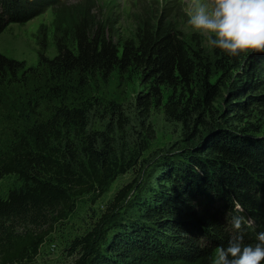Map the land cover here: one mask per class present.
Here are the masks:
<instances>
[{
    "label": "trees",
    "instance_id": "1",
    "mask_svg": "<svg viewBox=\"0 0 264 264\" xmlns=\"http://www.w3.org/2000/svg\"><path fill=\"white\" fill-rule=\"evenodd\" d=\"M59 1L0 0V34ZM74 17L55 26V55L28 75L40 97L20 109L0 150V180L18 179L0 197V264H31L45 227L76 198L104 195L131 170L154 138L148 111L164 92L165 120L179 124L183 148L166 155L137 194L130 196L131 186L115 194L117 207L129 199L123 215L111 234H98L93 244L80 240L77 264H211L214 249L234 234L232 215L254 221L242 231L244 243H257L264 233V124L235 128L227 117L245 121L241 115L251 110L254 121L264 117V54L230 58L197 33L185 38L166 8L156 20L143 16L126 37H113L107 22L90 26V18ZM20 71L0 54V78ZM128 73L146 89L128 106L95 96L97 80ZM222 97L230 101L218 115ZM233 200L243 212L234 211Z\"/></svg>",
    "mask_w": 264,
    "mask_h": 264
},
{
    "label": "rangeland",
    "instance_id": "2",
    "mask_svg": "<svg viewBox=\"0 0 264 264\" xmlns=\"http://www.w3.org/2000/svg\"><path fill=\"white\" fill-rule=\"evenodd\" d=\"M165 8L171 9L173 22L178 25L183 37L187 38L195 33L187 25V19L192 11V0H60L58 4L46 9L32 20L8 25L0 34V54L15 60L21 71L15 77L0 78V150L8 142L9 136L11 137L20 109H23L29 100L34 102L40 97L38 93L40 85L28 75L43 68L41 63L43 58L55 55L52 35L58 22L69 17L85 16L91 19L90 26H94L98 21L101 23L104 21L110 26L109 29H112L108 32L113 37H126L143 16L156 20ZM204 42H207L206 37ZM39 75L35 74V78ZM213 81L215 82V79ZM94 90L95 96L102 102L108 103L110 100L125 106H128L136 95L146 91L134 73H128L123 79L114 75L107 83L97 80ZM164 96L165 92L161 104L152 103L150 106L147 123L150 124L154 138L148 142L146 150L141 153L135 165L127 173L110 182L104 195L98 196L95 192L76 198L70 211L56 217L50 228L45 227L44 230H47L48 234L31 264H77L83 255L80 240L89 238L90 244H93V238L98 234H111L116 220L123 215L129 199L117 207L115 194L120 190L125 191L130 186L132 187L130 196L137 194L139 185L141 187L149 181L165 163V156L183 148L179 124L165 120L162 107ZM225 100L224 103L222 97L215 103L214 108L218 109V112L214 110V113L220 115L226 110L227 102L230 100L228 98ZM231 117L227 118L235 128L256 123L258 126L264 124L262 116L254 121L253 110L241 115L245 121L236 122V119ZM99 121H102V116L98 114L93 120V128L97 129ZM217 121V124H223L220 119ZM127 139L133 140L129 136ZM17 185L16 176H4L0 180V197L6 199L9 191ZM112 207L116 209L113 210Z\"/></svg>",
    "mask_w": 264,
    "mask_h": 264
},
{
    "label": "clouds",
    "instance_id": "3",
    "mask_svg": "<svg viewBox=\"0 0 264 264\" xmlns=\"http://www.w3.org/2000/svg\"><path fill=\"white\" fill-rule=\"evenodd\" d=\"M187 25L206 37L211 49L230 58L264 54V0H192ZM233 204L235 212H243L238 201L233 200ZM253 224L251 218L232 215L230 225L234 234L227 246L214 249L211 264H262L264 233L258 234L257 243H244L242 227L251 228Z\"/></svg>",
    "mask_w": 264,
    "mask_h": 264
}]
</instances>
